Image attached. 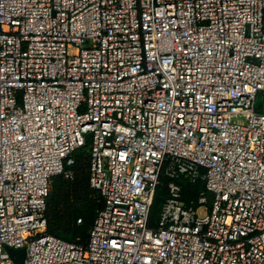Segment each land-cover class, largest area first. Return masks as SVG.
<instances>
[{"label":"built area","instance_id":"1","mask_svg":"<svg viewBox=\"0 0 264 264\" xmlns=\"http://www.w3.org/2000/svg\"><path fill=\"white\" fill-rule=\"evenodd\" d=\"M258 96L264 0H0V264H264ZM86 143L83 247L45 212Z\"/></svg>","mask_w":264,"mask_h":264},{"label":"trees","instance_id":"2","mask_svg":"<svg viewBox=\"0 0 264 264\" xmlns=\"http://www.w3.org/2000/svg\"><path fill=\"white\" fill-rule=\"evenodd\" d=\"M87 152H83L84 149ZM89 143L75 151L72 155L73 164L69 167L72 178L62 175L54 177L49 185L46 200V233L68 243L86 246L89 230L97 213L102 209L103 201L99 194L89 186ZM162 179L157 188L150 213V224L156 222L161 205L166 198L165 185ZM182 188L183 200L196 197L204 189L202 182L194 185L184 179L176 181Z\"/></svg>","mask_w":264,"mask_h":264},{"label":"water","instance_id":"3","mask_svg":"<svg viewBox=\"0 0 264 264\" xmlns=\"http://www.w3.org/2000/svg\"><path fill=\"white\" fill-rule=\"evenodd\" d=\"M6 251L8 254L13 258L14 264H23L24 258H25V250H14L11 248H7Z\"/></svg>","mask_w":264,"mask_h":264},{"label":"rangeland","instance_id":"4","mask_svg":"<svg viewBox=\"0 0 264 264\" xmlns=\"http://www.w3.org/2000/svg\"><path fill=\"white\" fill-rule=\"evenodd\" d=\"M255 111L263 113L264 114V98L262 96H258L255 101ZM83 152H87V149L85 148ZM206 198L208 199V202H210V196L206 195ZM198 215L202 216L204 214L203 210H199Z\"/></svg>","mask_w":264,"mask_h":264}]
</instances>
